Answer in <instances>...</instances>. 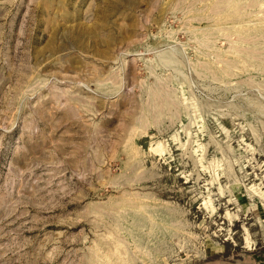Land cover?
<instances>
[{
    "label": "rangeland",
    "instance_id": "374dc122",
    "mask_svg": "<svg viewBox=\"0 0 264 264\" xmlns=\"http://www.w3.org/2000/svg\"><path fill=\"white\" fill-rule=\"evenodd\" d=\"M0 264H264V0H0Z\"/></svg>",
    "mask_w": 264,
    "mask_h": 264
}]
</instances>
